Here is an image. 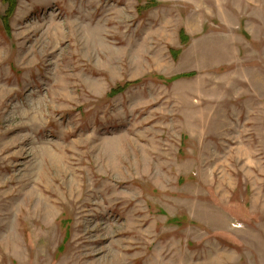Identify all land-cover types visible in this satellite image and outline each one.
<instances>
[{"label": "rangeland", "instance_id": "374dc122", "mask_svg": "<svg viewBox=\"0 0 264 264\" xmlns=\"http://www.w3.org/2000/svg\"><path fill=\"white\" fill-rule=\"evenodd\" d=\"M148 1L0 0V264H264V0Z\"/></svg>", "mask_w": 264, "mask_h": 264}, {"label": "trees", "instance_id": "16d2710c", "mask_svg": "<svg viewBox=\"0 0 264 264\" xmlns=\"http://www.w3.org/2000/svg\"><path fill=\"white\" fill-rule=\"evenodd\" d=\"M3 1L6 2V3H8V5L10 4L12 7H13V5H14V3H15V0H3ZM148 3H149L150 5H154V3L157 4L158 2H156V1H154V0H149ZM12 7H11V9L8 10L9 12H11ZM7 13H8V12H7ZM166 79L173 81V77H168V78H165L164 80H166ZM125 89H126V87L121 83V84L116 85V87H114V88L109 92V94H110V95H115V94H117V93H119V92L124 91Z\"/></svg>", "mask_w": 264, "mask_h": 264}]
</instances>
